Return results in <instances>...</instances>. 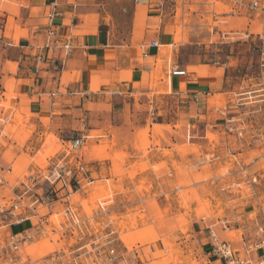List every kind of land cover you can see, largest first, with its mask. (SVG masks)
I'll return each mask as SVG.
<instances>
[{"label": "rangeland", "instance_id": "374dc122", "mask_svg": "<svg viewBox=\"0 0 264 264\" xmlns=\"http://www.w3.org/2000/svg\"><path fill=\"white\" fill-rule=\"evenodd\" d=\"M142 2L152 14L174 22L179 28L182 38L175 44L174 52L177 64L204 62L225 70L223 90L230 92L225 95L230 101L226 103L224 95L218 94L210 100L216 110L209 119L188 121L185 112L189 104L167 96L164 89L156 88L155 82L146 97L134 95L136 100L147 98L148 104L153 105L149 108L155 111L151 116L154 121L173 124L157 126L155 131L172 132L173 128L177 130L175 135L185 140L177 146L185 158L180 164L173 163L176 180L168 177L161 181L164 188L160 195L146 198L151 184L144 179L133 191L125 190L120 181L114 182V175L127 173L134 184L137 173L149 165L140 162L125 170L115 162L109 175L106 161L110 158L123 161L126 154L119 152L110 157L106 138L95 146V137L100 133H93L88 141L92 145L91 160L105 162L100 164L101 173L95 172L97 167L92 173L93 163L83 162L82 155L88 148L83 145L77 149L80 143L71 148L76 150L68 153L67 158L73 159L69 163L63 161L58 175L50 177L43 173L30 184L26 180L29 173L48 172L51 168L48 159L64 150L52 133L45 135V149L33 159L35 168H29L32 159L27 155L13 164L12 156L7 155L9 164L0 163V247L8 244L10 224L31 215L30 208L37 207L39 215H48L49 207L39 206L41 196H51L56 207L44 230L22 247L21 252L31 264H101L97 251L107 246L115 249L113 264H209V229L232 241L237 248L264 239V59L260 56L263 43L258 37L261 18L237 10L231 0H92L95 15L100 12L109 22L113 42L123 44L130 39L135 5ZM249 29L255 33L249 34ZM234 30L239 32L234 34L231 32ZM171 49H166L169 58ZM151 78L153 81L160 78L164 84L169 81L160 74V65ZM155 96L162 97L157 104ZM14 119L20 122L22 117L16 113ZM15 129L7 124L4 133H14ZM60 135L64 137L63 133ZM72 136V140L78 139ZM137 140L145 155L149 145L147 128L137 133ZM79 163L84 166V174L78 169ZM152 168L168 172L165 163ZM73 176H81L78 178L81 189L69 200L58 201L70 193L68 185L74 183ZM36 198L38 202L31 205ZM15 204L19 207L14 208ZM66 205L79 217L80 228L68 221L64 213ZM112 229L114 233L110 232ZM136 234L146 237L135 241ZM125 235H133L134 242H124ZM55 251L61 252V258L43 261L45 255ZM261 254L262 249L251 252L249 257L256 259ZM0 264H5L1 257Z\"/></svg>", "mask_w": 264, "mask_h": 264}, {"label": "crops", "instance_id": "0c3cea01", "mask_svg": "<svg viewBox=\"0 0 264 264\" xmlns=\"http://www.w3.org/2000/svg\"><path fill=\"white\" fill-rule=\"evenodd\" d=\"M52 10L56 11V22L61 26L59 31L69 40L72 50L67 56L60 51L54 52L49 55L53 57L50 64L34 67L33 55L46 41V15ZM95 12L92 0H0V38L3 39L0 42V103H8L7 106L0 104V163L3 166L9 164L7 155L12 156L11 164L20 156L27 155L32 159L29 168H35L33 159L44 151L45 135L52 133L64 148L56 157L48 159L49 167L58 169L63 161L69 163L73 159V156L67 158V154L76 150L71 149L74 135L83 137L77 149L87 145L88 150L82 155L83 162L93 163L90 165L92 173L94 167L98 169L95 172L101 173L100 164L105 162L91 160L92 145L88 141L93 133H100L95 137V146L106 138L110 157L119 152L126 154L123 161L111 158L106 161L109 175L115 162L125 170L140 162L149 165L148 169L137 173L134 184H131L127 173L114 175V182L120 181L125 190L133 191L134 186L144 179L146 184H151L145 197L160 195L164 188L161 181L168 180V177L176 180L173 163L180 164L185 158L177 149L185 140L175 135L177 130L173 128L172 132L155 131L157 126L172 123L154 121L151 116L155 111L149 108L153 105L148 104L147 98L136 100L134 95L146 97L155 82L156 88L164 89L167 96L189 104L185 112L188 121L200 117L209 119L216 110L215 106H210L214 96L221 94L226 103L230 101L229 96H225L230 92L223 90L225 70L204 62L177 64L174 52L182 38L179 28L174 22L152 14L143 2L135 5L130 39L126 44L113 42L108 20L100 12L98 15ZM249 20L253 21L252 18ZM249 25L253 27L251 22ZM231 32L237 34L239 31ZM247 32L255 33L251 29ZM151 39L166 49L172 47L169 51L171 58H159L160 47L147 48L146 44ZM56 58L62 60L58 71L53 65ZM157 65H160V74L169 80L168 83L164 84L160 78L152 80L151 75ZM175 66L185 69L187 75L169 76V70ZM73 90H82L83 95L72 94ZM51 93L55 95L51 96ZM161 99L155 96V104ZM16 113L22 117L20 122L14 119ZM82 121L86 124L83 133L80 132ZM7 124L16 127L14 133H4ZM146 128L149 145L144 155L137 133ZM62 133L65 139H61ZM164 151H169V154H164ZM161 163L166 164L167 173L164 169L159 172L153 170V166ZM73 194L66 193L58 201L69 200ZM55 208L53 205L49 207L46 220ZM32 218V215H27L12 222L9 233L30 229L34 223Z\"/></svg>", "mask_w": 264, "mask_h": 264}, {"label": "built area", "instance_id": "2783aa9c", "mask_svg": "<svg viewBox=\"0 0 264 264\" xmlns=\"http://www.w3.org/2000/svg\"><path fill=\"white\" fill-rule=\"evenodd\" d=\"M138 0H135L137 2ZM233 2L234 8L240 11H244L249 15L253 16V18H261L259 21L260 31L258 34L259 39L262 40V46L260 48V56L264 59V0H231ZM56 11L52 10L46 15V24L44 26V30L46 33V41L44 44L39 46L38 51L33 55L34 59V67L43 64H50L53 57H50V54L54 52H62L64 56H67L71 53L72 45L69 40L65 39L63 34L59 31L61 26L56 22ZM1 27V25H0ZM3 39L0 38V42ZM147 48L158 49L160 44L157 40L151 39L147 44ZM54 68L56 71L60 69L62 66V60L60 58H56L53 62ZM169 76H186L187 72L185 69H181L178 66L173 67L168 72ZM79 93L83 95L82 90H73L72 94ZM54 96V93L50 94ZM86 129L85 121L81 122L80 132H84ZM83 139L82 136L78 137L76 140H72L71 148L77 147L81 143ZM79 171H82L84 174V166L79 163L78 166ZM53 177L55 174L58 175V170L56 167H52L48 170V172H44L43 170L32 171L27 176V181L32 184L36 181L40 176L44 175ZM70 173V170L67 172ZM48 180L49 177H45ZM74 183L72 185H68L70 193H77L79 189H81L80 182L76 176H73ZM86 180V177L84 178ZM51 184L53 182H50ZM28 191V189H26ZM54 191V190H53ZM20 201L21 196L17 197ZM38 202V199H34L31 205ZM54 199L45 194L41 196L39 201V206L44 205L45 207H50ZM19 204H15L13 207L17 208ZM30 205V206H31ZM29 207V206H28ZM31 215L35 218V222L32 224L30 229L24 230L19 233H9L8 235V244L6 247H0V257L4 260L5 264H31L28 261V257L23 255L21 252L22 247L25 244H28L33 241V239L44 230V226L47 224V220L44 215H39L37 213V207L30 208ZM11 213V211H10ZM64 213L68 218V221L73 225H77L80 228V220L76 213H73L71 210V206L67 205L64 209ZM82 222L84 220H81ZM261 229V228H260ZM111 233H114L115 230H111ZM208 240H209V256L208 260L209 264H264V239H261L257 242H248L243 243L241 248H237L233 245V242L228 239L220 238L212 229L208 231ZM110 242V241H109ZM127 249V248H126ZM262 249V254L259 255L256 259H251L249 254L254 251H258ZM61 252L55 251L51 254L45 255L43 261L45 260H56L61 258ZM97 256L101 264H113L116 259L115 249L113 247H105L102 250L97 251ZM96 256V257H97ZM95 262V261H94ZM94 264V263H93Z\"/></svg>", "mask_w": 264, "mask_h": 264}, {"label": "bare ground", "instance_id": "6f19581e", "mask_svg": "<svg viewBox=\"0 0 264 264\" xmlns=\"http://www.w3.org/2000/svg\"><path fill=\"white\" fill-rule=\"evenodd\" d=\"M169 55V53H168V51L165 49V47H163V46H160V56H159V58H162V57H164V56H168ZM160 60V59H159ZM162 61V60H161ZM159 64H160V61H159ZM214 102H215V100H214ZM214 102H212V103H214ZM210 106H211V104H210ZM21 120V119H20ZM103 197V196H102ZM130 237V238H129ZM144 237H146L145 236V234L144 235H142V234H136V237H134L135 238V241H136V239H140V238H144ZM149 237V236H148ZM155 238V237H154ZM122 240L124 241V242H129V241H133L134 239H133V235H130V236H124V237H122ZM148 240H150V239H146L145 238V241H148ZM139 241H141V240H139ZM134 242V241H133ZM144 242V241H143ZM128 246V245H127Z\"/></svg>", "mask_w": 264, "mask_h": 264}, {"label": "trees", "instance_id": "16d2710c", "mask_svg": "<svg viewBox=\"0 0 264 264\" xmlns=\"http://www.w3.org/2000/svg\"><path fill=\"white\" fill-rule=\"evenodd\" d=\"M61 139H65L63 136H61Z\"/></svg>", "mask_w": 264, "mask_h": 264}]
</instances>
